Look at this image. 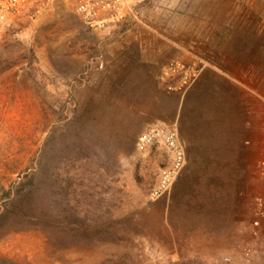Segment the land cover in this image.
Wrapping results in <instances>:
<instances>
[{
  "label": "rangeland",
  "instance_id": "1",
  "mask_svg": "<svg viewBox=\"0 0 264 264\" xmlns=\"http://www.w3.org/2000/svg\"><path fill=\"white\" fill-rule=\"evenodd\" d=\"M32 9L0 23V207L23 216L0 225V264H264L257 197L218 217L171 204L173 185L151 198L168 148L136 149L132 97L97 71L136 25L239 26L264 64V0H136L104 31L73 0Z\"/></svg>",
  "mask_w": 264,
  "mask_h": 264
},
{
  "label": "crops",
  "instance_id": "2",
  "mask_svg": "<svg viewBox=\"0 0 264 264\" xmlns=\"http://www.w3.org/2000/svg\"><path fill=\"white\" fill-rule=\"evenodd\" d=\"M240 29L129 26L120 47L97 67L106 76L107 97H132L129 113L138 129L157 123L177 129L186 160L169 202L209 216L230 215L264 195V64L250 42L236 38ZM173 58L199 68L184 93L161 80ZM161 147L152 148L156 156ZM165 154L170 162L168 149Z\"/></svg>",
  "mask_w": 264,
  "mask_h": 264
},
{
  "label": "built area",
  "instance_id": "3",
  "mask_svg": "<svg viewBox=\"0 0 264 264\" xmlns=\"http://www.w3.org/2000/svg\"><path fill=\"white\" fill-rule=\"evenodd\" d=\"M59 0H0V23L9 16L20 14L24 9L33 8L31 15L40 13ZM75 12L82 17L89 28L104 31L118 26L134 14L136 0H73ZM199 68L182 58H173L163 67L161 80L168 90L186 92L196 80ZM156 143H163L171 152V163L161 167L157 183L151 190V198L156 199L167 193L179 176L186 160L185 149L175 127L154 124L141 132L136 140V149L147 151ZM264 171V160L261 162ZM257 218L254 225L264 220V196L255 201Z\"/></svg>",
  "mask_w": 264,
  "mask_h": 264
},
{
  "label": "trees",
  "instance_id": "4",
  "mask_svg": "<svg viewBox=\"0 0 264 264\" xmlns=\"http://www.w3.org/2000/svg\"><path fill=\"white\" fill-rule=\"evenodd\" d=\"M16 203H18V199H15L14 201L13 198V203H11L12 206H7L4 208L0 207V225L8 224L10 221L14 220V218H23L21 213L18 211V205ZM23 213L24 212H22V214Z\"/></svg>",
  "mask_w": 264,
  "mask_h": 264
}]
</instances>
